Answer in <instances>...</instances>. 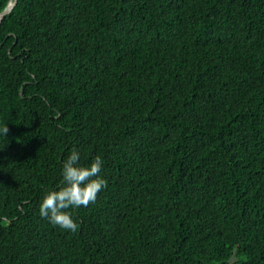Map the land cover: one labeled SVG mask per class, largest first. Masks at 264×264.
<instances>
[{"label": "trees", "instance_id": "1", "mask_svg": "<svg viewBox=\"0 0 264 264\" xmlns=\"http://www.w3.org/2000/svg\"><path fill=\"white\" fill-rule=\"evenodd\" d=\"M5 125L0 264H264V0H18ZM74 148L75 233L39 215Z\"/></svg>", "mask_w": 264, "mask_h": 264}, {"label": "clouds", "instance_id": "2", "mask_svg": "<svg viewBox=\"0 0 264 264\" xmlns=\"http://www.w3.org/2000/svg\"><path fill=\"white\" fill-rule=\"evenodd\" d=\"M0 131L7 136L9 128L5 125ZM102 165L100 156L89 166L81 165L78 150L72 149L63 161L62 183L43 196L39 215L53 226L75 233L79 225L69 210L94 203L98 193L107 187V181L100 176Z\"/></svg>", "mask_w": 264, "mask_h": 264}, {"label": "water", "instance_id": "3", "mask_svg": "<svg viewBox=\"0 0 264 264\" xmlns=\"http://www.w3.org/2000/svg\"><path fill=\"white\" fill-rule=\"evenodd\" d=\"M18 3V0H14V2H10L9 5L7 6V8L0 14V24L2 23V21L4 20V18L10 14L13 10V8L15 7V5Z\"/></svg>", "mask_w": 264, "mask_h": 264}]
</instances>
